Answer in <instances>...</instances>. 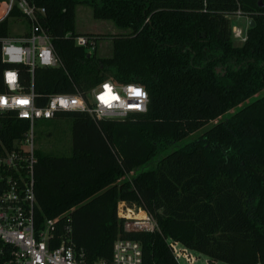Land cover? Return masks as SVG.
Returning <instances> with one entry per match:
<instances>
[{"label":"trees","instance_id":"16d2710c","mask_svg":"<svg viewBox=\"0 0 264 264\" xmlns=\"http://www.w3.org/2000/svg\"><path fill=\"white\" fill-rule=\"evenodd\" d=\"M26 1L43 9L37 18L60 62L34 68L37 104L107 79L138 83L148 99L144 113L121 119L56 115L70 119V148L65 155L34 149L35 220L68 216L87 261L107 260L113 240L124 237L139 242L142 264H177L165 238L227 264H264V0ZM79 5L125 31L110 38L108 56L96 54L94 35L86 34L91 52L65 36L78 34ZM236 10L253 22L239 45L225 16ZM20 17L13 5L0 38ZM6 68L27 84L24 65L0 59V91ZM26 127L1 115L0 147L10 148ZM118 201L147 211L157 229L124 232Z\"/></svg>","mask_w":264,"mask_h":264},{"label":"built area","instance_id":"2783aa9c","mask_svg":"<svg viewBox=\"0 0 264 264\" xmlns=\"http://www.w3.org/2000/svg\"><path fill=\"white\" fill-rule=\"evenodd\" d=\"M2 4L0 20L15 5L24 15L28 30L22 35L7 34L0 38V59L4 63L24 65L28 81L24 83L16 68H6L1 74L0 116L24 120L27 127L19 138L12 140L10 148L0 147V264H142L141 247L136 240L117 237L107 260L87 261L83 250L72 240L68 216L35 220L33 127L36 121L53 119L60 112H84L94 120L144 113L148 100L145 89L138 83L107 79L84 93L75 89L69 93L48 94L42 105L37 104L32 89L34 68L60 66L48 34L37 18L36 12L42 14L43 9L34 8L26 0H4ZM225 16L246 19L244 29L230 25L231 39L242 43L249 18L239 10ZM65 36L71 37L76 46L88 52L93 50V38L69 32ZM137 92L140 95H136ZM120 202L116 215L122 220L124 232L149 233L157 229L147 211L139 207L133 212L123 203L125 201ZM165 242L177 264H227L194 251L178 240L165 238Z\"/></svg>","mask_w":264,"mask_h":264},{"label":"rangeland","instance_id":"374dc122","mask_svg":"<svg viewBox=\"0 0 264 264\" xmlns=\"http://www.w3.org/2000/svg\"><path fill=\"white\" fill-rule=\"evenodd\" d=\"M4 0L0 1V13L3 11ZM229 24H235L241 29H244L246 22L243 17L239 19L234 17L227 18ZM28 30V24L24 18H11L8 24V34L11 36L22 35ZM74 32L80 34H88L96 37V54L100 57H106L111 51L110 38L114 35L125 33L120 29L114 27V25L108 20H97L91 16V9L88 6L79 5L75 7L74 17ZM233 45H239L240 42L231 39ZM110 80V79H108ZM263 92H260L262 94ZM252 99V98H250ZM225 115H228L225 114ZM70 119L67 116L56 117L45 122L44 120H38L35 122L34 131V146L35 150H38L45 154L65 155L68 154L70 148V131H69ZM210 124H206L198 131L192 134L188 140L194 138L196 135L207 129ZM186 142V141H183ZM126 207L136 212L139 207L132 203L129 205L127 201L123 202ZM121 206V202L116 204V210L118 206ZM129 205V206H128ZM196 264H202L198 262Z\"/></svg>","mask_w":264,"mask_h":264},{"label":"water","instance_id":"95a60500","mask_svg":"<svg viewBox=\"0 0 264 264\" xmlns=\"http://www.w3.org/2000/svg\"><path fill=\"white\" fill-rule=\"evenodd\" d=\"M252 25H253V22H252L251 19H249V20H248V23H247V26H248V27H251Z\"/></svg>","mask_w":264,"mask_h":264},{"label":"snow or ice","instance_id":"6c2138e0","mask_svg":"<svg viewBox=\"0 0 264 264\" xmlns=\"http://www.w3.org/2000/svg\"><path fill=\"white\" fill-rule=\"evenodd\" d=\"M136 95H140V93H139V92H137V93H136ZM113 98H114V97H113ZM102 99H103V98H102ZM24 103H26V101H25Z\"/></svg>","mask_w":264,"mask_h":264},{"label":"crops","instance_id":"0c3cea01","mask_svg":"<svg viewBox=\"0 0 264 264\" xmlns=\"http://www.w3.org/2000/svg\"><path fill=\"white\" fill-rule=\"evenodd\" d=\"M240 18V17H239ZM239 18H237V19H239ZM244 18V17H243ZM245 19V18H244ZM245 22H246V19H245Z\"/></svg>","mask_w":264,"mask_h":264}]
</instances>
